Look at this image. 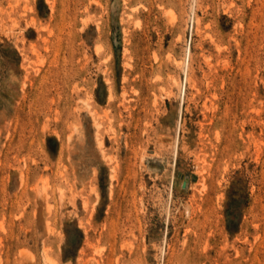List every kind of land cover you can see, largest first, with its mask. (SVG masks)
Here are the masks:
<instances>
[{"label": "rangeland", "instance_id": "obj_1", "mask_svg": "<svg viewBox=\"0 0 264 264\" xmlns=\"http://www.w3.org/2000/svg\"><path fill=\"white\" fill-rule=\"evenodd\" d=\"M0 264H264V0H0Z\"/></svg>", "mask_w": 264, "mask_h": 264}]
</instances>
